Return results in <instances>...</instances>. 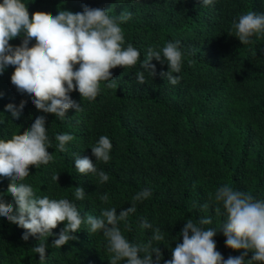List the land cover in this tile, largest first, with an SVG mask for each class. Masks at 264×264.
Masks as SVG:
<instances>
[{
    "label": "trees",
    "instance_id": "16d2710c",
    "mask_svg": "<svg viewBox=\"0 0 264 264\" xmlns=\"http://www.w3.org/2000/svg\"><path fill=\"white\" fill-rule=\"evenodd\" d=\"M22 2L30 16L37 11L53 16L60 10L81 13L85 7L102 8L110 16L130 11L132 18L121 25L123 46L132 44L141 56L134 67L112 69L116 87L108 88L110 81H101L95 99H82L78 90L69 93L82 110L69 109L63 119L37 110L33 98L11 83L14 66L6 67L0 75V139L22 134L37 117L44 116L48 151L53 155L47 165L30 167V175L18 183L30 185L36 198L70 200L83 218L89 214L99 217L112 207L119 215L132 206L138 191L149 189L151 196L136 202V212L118 223L130 243L145 244L153 229L160 228L164 240L153 246L160 247V264H165L172 258V249L183 241L186 221L198 224L201 218L210 217L212 223L203 227L217 231L216 250L225 260L241 256L242 252L226 246L222 230L226 214L222 205L221 214H215L217 205L209 200V193L229 184L264 201V33L243 45L234 27L248 11L264 14V0H213L208 6L202 0ZM177 41L184 55L181 71L174 73L179 81L172 85L160 75L169 70L167 61H151L156 67L154 77L141 64L149 47L162 50L166 43ZM22 42L23 35L10 44L18 47ZM34 44L33 39L29 47ZM137 72H145L144 84L137 82ZM21 101L26 106L20 118L14 119L6 107L19 108ZM65 133L74 139L61 152L55 136ZM101 136L112 143L107 163L98 162L91 150ZM77 156L90 158L98 171L109 176L108 181L101 183L93 173H79ZM54 174L59 175L58 181L52 179ZM10 183V178L0 177V198L15 209V199L7 193ZM75 187H83L84 200H76ZM105 194L107 201L101 200ZM145 220L152 228L140 226ZM65 226L59 224L52 235L42 239L0 217V264H110L103 233L89 232L86 223L72 233L75 239L61 248L53 247ZM25 234L28 241L22 239ZM40 242L47 244L44 261L32 251ZM251 256L248 253L245 259Z\"/></svg>",
    "mask_w": 264,
    "mask_h": 264
},
{
    "label": "clouds",
    "instance_id": "9594fccd",
    "mask_svg": "<svg viewBox=\"0 0 264 264\" xmlns=\"http://www.w3.org/2000/svg\"><path fill=\"white\" fill-rule=\"evenodd\" d=\"M212 3L213 0H202L204 6ZM109 12L102 8L85 7L81 13L60 10L53 16L37 11L30 16L28 6L22 0H3L0 3V75L7 66H14L11 83L19 92L29 94L36 109L43 113L63 119L69 109L81 111L82 107L72 100L69 93L78 90L82 99H95L101 81H110L108 88L116 87L112 69L134 67L140 61L141 54L137 48L132 44L126 48L123 46L125 36L121 25L129 21L133 14L125 10L117 16H110ZM234 27L239 41L249 45L253 43L254 35L264 33V14L248 11L239 17ZM21 35L22 45L13 47L10 41ZM33 39L35 44L29 47ZM183 55L179 41L168 42L162 50L149 47L141 66L154 77L156 67L151 61L155 59L161 64L167 61L169 70L160 75L176 85L179 77L174 73L181 71ZM136 75L137 82L144 84L145 72H137ZM26 103L21 101L19 108L9 104L6 111L11 112L14 119H19ZM45 125V117L40 116L22 134H13L7 140L0 139V177L11 179L7 193L17 205L14 209L4 198H0V217L42 239L52 235V230L59 224L65 223V228L53 242L55 248H61L75 239L72 233L86 223L89 232L103 233L107 251L111 253L110 264H119L120 261H126V264H160V247L153 246V242L164 240L160 228L153 229L147 243L136 245L125 238L118 226L119 221H126L130 214L136 212V202L151 196L149 189L138 191L132 197V206L119 215L112 207L104 209L99 217L89 214L83 218L70 200L50 199L46 195L36 198L30 185L18 183L30 175V167L38 169L53 160L48 151L49 138ZM73 139L67 133L57 134L58 150L65 151L66 143ZM111 149L112 143L107 136H101L91 147L97 161L105 163L110 159ZM75 167L81 174L97 175L101 183L109 179L103 170H97L90 158L77 156ZM52 179L58 181L59 175L54 174ZM74 189L76 200H84L83 187ZM101 200L107 201L108 196H101ZM209 200L217 205L214 209L216 215L221 214L219 205L226 214L222 227L226 246L242 252V255L229 256L225 260L216 250L214 237L217 231L203 227L211 224L212 220L204 217L198 224L192 219L186 221L181 232L183 241L172 249V258L165 264H264V201H257L251 193L236 190L229 184L218 187L214 194L209 193ZM203 208L207 210L209 204L205 203ZM140 226L152 228L146 220ZM22 239L28 241L29 235L25 234ZM46 248L47 244L40 242L32 251L44 261ZM248 253L252 256L246 260Z\"/></svg>",
    "mask_w": 264,
    "mask_h": 264
}]
</instances>
